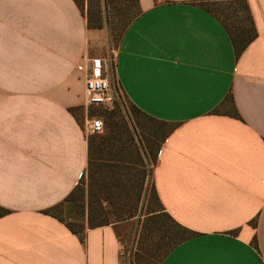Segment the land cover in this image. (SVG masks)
<instances>
[{"label":"crops","instance_id":"1","mask_svg":"<svg viewBox=\"0 0 264 264\" xmlns=\"http://www.w3.org/2000/svg\"><path fill=\"white\" fill-rule=\"evenodd\" d=\"M199 1L134 0L114 44L113 0H0V264H130L116 223L78 234L46 212L86 172L82 61L107 48L119 91L167 125L152 184L193 234L159 264H264V0H245L238 55Z\"/></svg>","mask_w":264,"mask_h":264},{"label":"rangeland","instance_id":"2","mask_svg":"<svg viewBox=\"0 0 264 264\" xmlns=\"http://www.w3.org/2000/svg\"><path fill=\"white\" fill-rule=\"evenodd\" d=\"M200 4L228 18L232 28L237 24L246 25L241 0H203ZM110 9L113 18L121 16V21L118 20L120 23L114 26L113 31V42L116 44L125 16L135 12L134 0H113ZM104 54L108 58L107 72L116 101L111 110L103 111L115 113L105 126V119L99 115L103 111L89 108V114L99 116L103 124L101 131L97 132L101 135L103 144L98 146V143L92 151L95 159L91 167L92 183L89 187L85 172L81 182L82 197L65 201L54 213L75 228H79L81 223L87 224L88 213L94 222L106 219L116 223L122 256L130 264H157L173 234L174 226L161 213L151 218L153 221L149 220L147 224L144 219L149 208L157 209L152 195V155L167 130V125L134 109L119 91L113 78L114 53L111 48H107L104 49ZM88 190L92 195L89 207ZM131 212L133 216L129 217ZM120 216L124 219L118 220Z\"/></svg>","mask_w":264,"mask_h":264},{"label":"trees","instance_id":"3","mask_svg":"<svg viewBox=\"0 0 264 264\" xmlns=\"http://www.w3.org/2000/svg\"><path fill=\"white\" fill-rule=\"evenodd\" d=\"M203 0H200L199 2L201 3ZM203 8L206 9V11H209L213 14H216L219 17L220 22L222 23L224 29L227 31L232 46L234 48L235 54L238 55L247 45L250 41H252L255 36H256V30L253 24V20L251 17V13L248 7V4L245 0H241V10L243 11V21L245 22L246 25H235L234 28L230 27V23H228V18H226L225 16L212 12L211 9L207 8L204 4H200ZM226 102L228 105L233 106V102H232V97L231 95H228L225 98ZM134 107V109L140 113H142L143 115H145L142 111H140L137 107H135L134 105H132ZM103 111V110H101ZM103 113V114H102ZM115 111H110V112H106L103 111L101 112L99 115L100 117H103L105 126L107 125V121L111 119V117L114 115ZM147 116V115H145ZM148 117V116H147ZM151 118V117H149ZM153 119V118H151ZM155 120V119H154ZM158 121V120H156ZM161 123H164V121H159ZM165 124V123H164ZM105 128V127H104ZM105 130V129H104ZM166 132V131H165ZM165 135V133H164ZM164 135L162 136V138L160 139V141L163 139ZM101 136V135H100ZM98 135V133H93L90 135V137L88 138V164H87V169H86V174H87V179H88V185L89 187L91 186L92 183V178H93V173L91 172V167L93 165V162H95L94 157H92V151H93V147H95L96 145H102L103 144V140H101V137ZM159 146V144H158ZM158 146L156 147V149L153 152V162L155 161L156 158V154L158 151ZM152 172V170H151ZM84 175H82V177L80 178V181L78 182V184L74 187V189L69 193V195L67 197H65L62 201H60L59 203L53 205L52 207H50L49 209L46 210L47 213L53 215L54 217H56L57 219H59L60 221L64 222L67 227L74 233H78L80 234L84 228V224L81 223L79 228H75L73 224L68 223L63 221L60 217L56 216V214L54 213V210L57 207H61L62 204L65 201L74 199L75 197L81 196L83 195V187L81 185V182L84 178ZM152 195H153V199L155 200V204L157 206V209H151L147 211L146 215H145V224H147V222H149V220H152L151 218H154L155 215H157L158 213L163 214L174 226L173 234L172 236H170L169 241L167 242V247L164 250V252L162 253V255L160 256L159 260L157 261V264H159V262L162 260L163 256L169 251L171 250L175 245H177L178 243H180L181 241L187 239L188 237H190L193 233L192 231L188 230L187 228L181 226L180 224H178L176 221H174L172 219V217L167 214L161 203L159 202L154 187L152 185ZM91 199H92V195H91V191L88 190V196H87V200H88V207L89 205H91ZM91 210V207H90ZM5 212L4 209L0 208V215L3 214ZM90 212V211H89ZM129 217L133 216V213H129L128 215ZM124 218H121V216L119 217L118 220H123ZM153 221V220H152ZM86 222L88 227H96V226H101V225H105V224H109L111 222L107 221L106 219L94 222L91 217L88 216L86 218ZM145 228V225H144ZM150 230V229H149ZM151 231V230H150ZM143 232V231H142ZM253 244L256 246L255 243V239L253 240ZM138 256L136 255V261H138Z\"/></svg>","mask_w":264,"mask_h":264},{"label":"built area","instance_id":"4","mask_svg":"<svg viewBox=\"0 0 264 264\" xmlns=\"http://www.w3.org/2000/svg\"><path fill=\"white\" fill-rule=\"evenodd\" d=\"M88 47H103L105 39L88 37ZM107 57H83V94L84 106L109 111L113 108L116 96L111 88V83L105 75ZM103 127L102 120L97 115L86 114L84 130L87 133H97Z\"/></svg>","mask_w":264,"mask_h":264}]
</instances>
